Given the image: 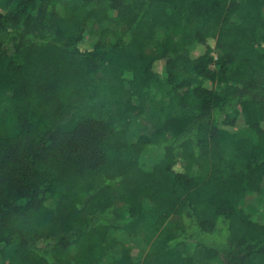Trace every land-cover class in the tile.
Returning a JSON list of instances; mask_svg holds the SVG:
<instances>
[{
	"label": "trees",
	"instance_id": "obj_1",
	"mask_svg": "<svg viewBox=\"0 0 264 264\" xmlns=\"http://www.w3.org/2000/svg\"><path fill=\"white\" fill-rule=\"evenodd\" d=\"M215 261L264 264V0H0V264Z\"/></svg>",
	"mask_w": 264,
	"mask_h": 264
},
{
	"label": "rangeland",
	"instance_id": "obj_2",
	"mask_svg": "<svg viewBox=\"0 0 264 264\" xmlns=\"http://www.w3.org/2000/svg\"><path fill=\"white\" fill-rule=\"evenodd\" d=\"M140 255L141 254H138V258H139ZM211 264H223V262L222 261H215V262H212Z\"/></svg>",
	"mask_w": 264,
	"mask_h": 264
}]
</instances>
